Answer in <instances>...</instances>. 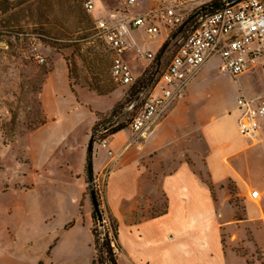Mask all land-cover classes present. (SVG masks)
Returning <instances> with one entry per match:
<instances>
[{"label":"rangeland","instance_id":"374dc122","mask_svg":"<svg viewBox=\"0 0 264 264\" xmlns=\"http://www.w3.org/2000/svg\"><path fill=\"white\" fill-rule=\"evenodd\" d=\"M6 1L0 0V264H91L96 253L87 226L82 221L68 229L78 215L84 214L86 204L91 205L94 212L87 157L82 169L85 188L81 192L75 180L81 160L79 154L66 152L63 147L59 148L58 140L36 131L49 121L50 113L56 121L55 131L63 133V141L77 145L79 152L84 149L86 153L91 139L94 148L110 136L105 129L111 131L125 125L124 130L128 131L130 121L149 96L164 64L178 49L183 39L178 36L181 26L171 29L169 38L158 51L157 60L146 62L149 63L147 70L139 79H149L150 87L138 96L133 85L118 86L112 81L110 56L96 34L94 18L84 7L86 0H79V8L73 13L70 6L76 0ZM125 1L95 0L102 9L119 8ZM137 1L150 3L154 9L178 5L186 19L200 8L204 12L216 2H224ZM210 4L212 6L207 7ZM77 18L82 22L77 24ZM138 33L145 48L156 49L162 38V35L149 37ZM215 64L216 61H211L199 74L190 119L182 117L176 122L180 127L190 124L180 145L175 143V152L180 149L183 158L191 159V147L197 140L203 144L201 154L205 157L217 155L220 147L212 132L205 134L200 130L208 131L218 122L232 121L235 98L240 90L249 97L264 92L262 70L240 74L235 83V78L220 72ZM54 71L59 74L63 90L55 97L48 92L51 95L43 98L47 76ZM135 71L139 72V68ZM79 88L101 96L98 105L77 110L70 93ZM98 89L105 90L106 94H100ZM118 104L120 107L112 114ZM97 123L100 124L95 130ZM128 133L131 136V132ZM45 161L49 163L46 165ZM110 171L109 166L101 175L93 170L96 197L105 210L108 208L106 191ZM202 174L212 189L222 190L221 199L227 209L239 208L238 217L243 216L241 207L245 201L256 208L264 206V176L256 174L252 183L239 189L232 177L215 185L207 168ZM253 190H258L261 197L251 199ZM80 196L82 200L77 203ZM92 229L101 239L108 235L107 227L104 222L100 224L98 218L93 220ZM245 240L224 244L243 256L248 264H264V250L251 236L248 242Z\"/></svg>","mask_w":264,"mask_h":264},{"label":"crops","instance_id":"0c3cea01","mask_svg":"<svg viewBox=\"0 0 264 264\" xmlns=\"http://www.w3.org/2000/svg\"><path fill=\"white\" fill-rule=\"evenodd\" d=\"M92 1L94 10L91 15L94 20L109 19L112 12L122 19L154 9L150 7V3L139 4L137 0L132 4L126 0L123 6L115 9L99 8L95 0ZM153 23L159 28L156 34H149L145 26L131 27L129 38L132 46L124 52V58L135 79L127 85L137 83L149 63L157 60L158 51L169 38L171 29L178 27L166 25L159 18L154 19ZM138 32L149 37L162 35L156 49L145 48L139 41ZM108 53L111 58L109 51ZM146 53H152L153 57L149 58ZM213 61H216L215 65L220 71V59L216 58ZM209 64L210 62L199 74H202ZM135 68H139V72H136ZM257 69L262 70L260 67L249 70ZM199 74L139 142L125 149L130 138L128 126V131L122 129L106 138L107 149L114 153V158L99 144L93 148L92 164L96 175H101L105 167L109 166L112 160H116L109 172L106 200L119 225L118 264H248L243 256L224 243L244 239L248 242L249 236L264 250V206L256 208L252 203L245 201L241 207L243 216L238 217L239 208L227 209L221 199L222 190L212 189L202 174V170L205 171L207 168L215 185L232 177L237 181L239 189H245L246 185L252 183L256 174L264 176V126L260 138L252 143L238 131L240 110L237 98L240 94H245L241 90L237 93L232 121L218 122L208 131L200 130L205 134L212 132L216 143H219L217 147H220L217 155L205 157L201 154L203 144L198 140L191 147V159L185 156L183 158L180 149L178 153L175 152V143L180 145L187 133L186 128L190 126L189 124L180 127L176 122L182 117L190 119L191 105L197 96L196 83ZM230 76L235 78L236 83L238 75ZM59 80V74L55 71L47 76L42 92L43 98L51 95L48 92H52L54 97L61 94L63 89ZM155 94H158V89L154 91L153 95ZM70 95L76 101L77 110L87 105H98L101 100V96L82 88L75 93L71 91ZM257 97L256 104L264 103V92L249 98ZM48 118L49 121L36 133H43L58 140L59 148L63 147L66 152L79 154L81 160L75 180L83 192L85 187L82 169L85 167L87 153L84 149L79 152L77 145L67 140L63 141V133L55 131L56 121L52 120L50 113ZM120 153L121 156L115 159ZM45 163L47 165L49 161ZM258 193L260 198V192ZM81 200L82 196L78 197L77 203ZM82 221L87 226L96 253L92 233L93 209L89 204L85 205L84 214L78 215L68 229ZM91 264H94V256Z\"/></svg>","mask_w":264,"mask_h":264},{"label":"built area","instance_id":"2783aa9c","mask_svg":"<svg viewBox=\"0 0 264 264\" xmlns=\"http://www.w3.org/2000/svg\"><path fill=\"white\" fill-rule=\"evenodd\" d=\"M134 2L135 0H127L129 4ZM223 3L227 5L229 0H224ZM84 7L92 14L94 2L86 0ZM156 18L169 26H181L186 20L178 5L151 9L122 19L112 12L109 19L94 20L96 34L103 40L111 54L110 73L116 84L127 85L135 79L124 58V52L132 46L129 38L131 27L145 26L149 34H156L159 31L153 23ZM146 55L149 58L153 57L152 53ZM216 58L220 59V71L233 76L253 67H260L264 71V0H241L233 6L222 7L200 19L196 27L182 39L176 52L159 73L149 96L142 102L140 111L132 118L129 124L131 136L125 148L145 137L151 127L183 95L201 69ZM43 60L44 58H41V61ZM156 89L158 94L153 95ZM257 99L258 97L249 98L243 94L237 98L240 110L238 131L241 136L251 141L260 138L264 126V103L256 104ZM1 114L0 109V116ZM99 145L107 149V139L101 140ZM107 152L114 158L111 150L107 149ZM115 161L110 162V168ZM258 196L256 190L250 193L252 199ZM103 222L112 239L107 216ZM111 244L114 252L118 253L116 241L112 239Z\"/></svg>","mask_w":264,"mask_h":264},{"label":"trees","instance_id":"16d2710c","mask_svg":"<svg viewBox=\"0 0 264 264\" xmlns=\"http://www.w3.org/2000/svg\"><path fill=\"white\" fill-rule=\"evenodd\" d=\"M8 1L9 0H7L6 2H8ZM231 1L232 0H230L229 2H231ZM224 5H225V3L216 2L215 5L211 9H208L207 11H204L197 18L192 16L189 19H186L185 22L181 25V29H180V32L178 33V36L181 35L184 38L188 32H190L192 29H194V26L197 23V21L200 20L204 15H207L209 13H212V12L216 11V10H219ZM70 7H71L70 11H72V13H73L76 10L77 7L79 8V0H76V3L74 2V4L71 5ZM81 22H82V20L80 18H77V24H79ZM110 65H111V58H110ZM156 81H157V79H156ZM156 81L154 82V85H155ZM154 85L152 86V88L154 87ZM133 86H134L133 88L135 89V93H137L136 95L140 96L142 94V92L147 89V87H150L149 79L144 78V79H141V81L139 79L137 81V83L135 85H133ZM152 88H151V90H152ZM98 92L100 94H106L105 90L98 89ZM119 107H120V104H118L113 109L112 114L114 112H116V110ZM99 124L100 123H97L95 125V130H96V127ZM124 128H125V125H119V126L115 127L114 129H112L111 131H109V129L107 128V129H105V133L109 132V135L111 136V135L121 131ZM94 137H95V131H94ZM91 158H92V155H90L87 152V160H89ZM98 204H99V210H100V212H101V214L103 216V219H105L106 216L109 219V222H110L109 226H110V230L112 232V239L116 241V244H117L118 248L120 249L119 225H118V222L114 218V216H113V214H112V212H111V210L109 208H107L106 210L103 209L102 208V203L100 201H98ZM96 219H97V213L94 210V212H93V220L96 221ZM92 233H93V236H94V243H95V249H96V257L94 259V264H98L99 262H101L102 264H118L117 263V254L118 253L114 252V249H113L112 244H111L112 239L109 237V235H107L104 239H101V238H99V234H98V232L95 229H92ZM104 253H106V257H104ZM106 259L108 261L107 263H106Z\"/></svg>","mask_w":264,"mask_h":264},{"label":"water","instance_id":"95a60500","mask_svg":"<svg viewBox=\"0 0 264 264\" xmlns=\"http://www.w3.org/2000/svg\"><path fill=\"white\" fill-rule=\"evenodd\" d=\"M241 0H232L231 2H229L227 5H224L223 7H229V6H233L237 3H239ZM212 6L211 4L208 5L207 7ZM203 8H200L195 15H197L198 13L202 12ZM194 15V16H195ZM200 20L197 21V23L195 24L194 27H196V25L199 23ZM93 146H94V141L93 139L90 140L89 145H88V153L90 155H92L93 153ZM87 174H88V180H89V187H90V192H91V199H92V204L94 207V210L97 213V218L98 221L100 222V224L103 223V216L99 210V204L97 201V197H96V192H95V187H94V175H93V164H92V158L87 160Z\"/></svg>","mask_w":264,"mask_h":264},{"label":"flooded vegetation","instance_id":"af4514ba","mask_svg":"<svg viewBox=\"0 0 264 264\" xmlns=\"http://www.w3.org/2000/svg\"><path fill=\"white\" fill-rule=\"evenodd\" d=\"M203 12L198 13L197 15H195L194 17L197 18L200 14H202Z\"/></svg>","mask_w":264,"mask_h":264}]
</instances>
